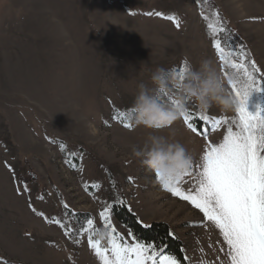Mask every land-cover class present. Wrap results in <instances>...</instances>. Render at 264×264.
<instances>
[{"label": "rangeland", "instance_id": "374dc122", "mask_svg": "<svg viewBox=\"0 0 264 264\" xmlns=\"http://www.w3.org/2000/svg\"><path fill=\"white\" fill-rule=\"evenodd\" d=\"M219 14L264 73V0H0V264H100L68 211L91 213L94 238L107 246L99 213L117 198L144 224L166 222L190 264L225 259L219 229L130 155L149 134L171 136L188 148L195 170L207 145L222 141L223 123L194 133L181 117L155 130L137 126L132 111L138 84L158 67L180 73L185 62L208 59L222 75L235 74L213 47L218 32L209 25L218 29ZM257 103L264 106V91L252 93L250 110ZM189 110L212 120L235 115ZM112 225L121 243L134 242L114 213Z\"/></svg>", "mask_w": 264, "mask_h": 264}, {"label": "snow or ice", "instance_id": "6c2138e0", "mask_svg": "<svg viewBox=\"0 0 264 264\" xmlns=\"http://www.w3.org/2000/svg\"><path fill=\"white\" fill-rule=\"evenodd\" d=\"M167 19L175 22L178 28L181 26L175 16ZM209 28L213 36L225 31L223 27L217 29L211 24ZM213 47L222 64L235 70L228 80L236 100L235 115L231 119L212 120L203 112L193 113L186 109L181 117L192 132H197L201 125H210L211 130H215L223 123L227 125L226 133L221 142L207 145L195 164V170L192 162L176 178L164 179L156 173V179L173 196L199 209L205 221L219 229L227 246L226 250L221 249L225 259L220 260V264H264V106L257 103L253 109L249 108L252 93L264 91V73L243 47L236 52L226 51L219 39L213 41ZM185 65L186 62L180 73L184 72ZM224 75L229 77L227 71ZM174 102L169 97V103ZM124 127L130 128L131 125L125 124ZM186 178L190 181L187 188L182 187ZM116 202L124 203L119 198ZM64 208L67 210V205ZM32 210L36 211L35 208ZM113 213V206L107 203L99 213L106 229L107 246L94 238L97 230L93 219L86 218L87 228L81 225L84 233H89L88 246L100 264H181L175 256H164L152 244L140 242L138 238L133 237V243H121L123 237L118 233L114 235ZM54 223L64 230L65 236H73L72 228L61 219H56ZM184 260L190 264L189 257L185 256ZM200 264L207 262L202 260Z\"/></svg>", "mask_w": 264, "mask_h": 264}, {"label": "clouds", "instance_id": "9594fccd", "mask_svg": "<svg viewBox=\"0 0 264 264\" xmlns=\"http://www.w3.org/2000/svg\"><path fill=\"white\" fill-rule=\"evenodd\" d=\"M212 61L204 59L198 66L186 62L183 73H172L158 67L148 82H140L133 98L135 124L160 130L174 124L193 104L201 111L213 106L225 111L236 107L228 80ZM166 97L175 102L169 103ZM132 158L162 178H176L185 172L193 157L188 148L171 136L149 134L143 143L130 146Z\"/></svg>", "mask_w": 264, "mask_h": 264}, {"label": "trees", "instance_id": "16d2710c", "mask_svg": "<svg viewBox=\"0 0 264 264\" xmlns=\"http://www.w3.org/2000/svg\"><path fill=\"white\" fill-rule=\"evenodd\" d=\"M219 16L221 19L218 28L223 27L225 29L223 32H218V39L221 41V45L226 51L231 50L234 52L243 47L244 50L250 54V59L253 60L252 54L244 41L230 26L229 22L223 18L221 14H219ZM198 130H200V126ZM112 206L114 208L115 217L129 229L132 237L138 238L140 242L145 244H152L157 251L161 252L164 256H175L181 264H189L188 261L184 260L186 256L184 241L166 222L155 221L150 224H144L139 220L138 216L128 208L125 202L123 204L116 202L113 203ZM68 212H70V215L80 224V228L81 225L86 228V218L92 219L91 213H75L71 210ZM98 233L100 235V231Z\"/></svg>", "mask_w": 264, "mask_h": 264}]
</instances>
